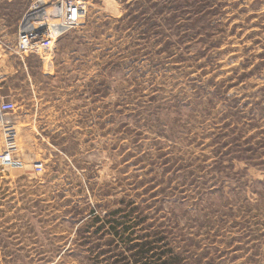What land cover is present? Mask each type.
Here are the masks:
<instances>
[{"label":"rangeland","instance_id":"374dc122","mask_svg":"<svg viewBox=\"0 0 264 264\" xmlns=\"http://www.w3.org/2000/svg\"><path fill=\"white\" fill-rule=\"evenodd\" d=\"M62 1L0 0L61 33L0 69V264H264V0Z\"/></svg>","mask_w":264,"mask_h":264},{"label":"built area","instance_id":"2783aa9c","mask_svg":"<svg viewBox=\"0 0 264 264\" xmlns=\"http://www.w3.org/2000/svg\"><path fill=\"white\" fill-rule=\"evenodd\" d=\"M31 8L33 10L42 9L49 14H52L54 9L60 11L62 25L65 28V32L82 24L85 18V13L82 7L71 2L64 3L62 0H31ZM60 35V32L54 31L50 37L56 38ZM50 37L43 40L42 37L31 35V33L28 32L18 33L12 52L17 56L27 54L31 52L36 45H43L45 44L43 43L44 41L48 42ZM13 112V103L7 101L0 102V130L3 133L4 139L3 151L0 153V169L15 165V130L11 125L5 124L9 121L8 117Z\"/></svg>","mask_w":264,"mask_h":264},{"label":"crops","instance_id":"0c3cea01","mask_svg":"<svg viewBox=\"0 0 264 264\" xmlns=\"http://www.w3.org/2000/svg\"><path fill=\"white\" fill-rule=\"evenodd\" d=\"M3 28V26H0V69L5 67L11 74H14L16 73L17 66L21 62L19 56L11 52L16 40L17 29ZM32 54L29 53L27 55Z\"/></svg>","mask_w":264,"mask_h":264},{"label":"bare ground","instance_id":"6f19581e","mask_svg":"<svg viewBox=\"0 0 264 264\" xmlns=\"http://www.w3.org/2000/svg\"><path fill=\"white\" fill-rule=\"evenodd\" d=\"M53 11H56L55 9ZM45 26V25H44ZM44 28V27H43ZM51 28V27H50ZM48 30V29H47ZM46 32V31H45ZM44 38V37H43Z\"/></svg>","mask_w":264,"mask_h":264}]
</instances>
